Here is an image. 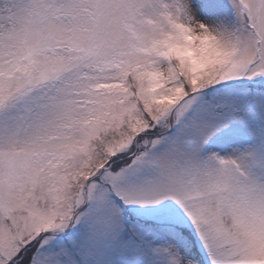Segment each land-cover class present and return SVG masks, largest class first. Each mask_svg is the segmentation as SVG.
<instances>
[{
  "label": "snow or ice",
  "instance_id": "6c2138e0",
  "mask_svg": "<svg viewBox=\"0 0 264 264\" xmlns=\"http://www.w3.org/2000/svg\"><path fill=\"white\" fill-rule=\"evenodd\" d=\"M0 264H264V0H0Z\"/></svg>",
  "mask_w": 264,
  "mask_h": 264
}]
</instances>
